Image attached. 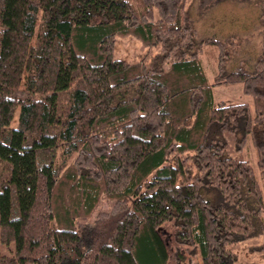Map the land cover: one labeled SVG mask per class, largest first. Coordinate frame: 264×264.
<instances>
[{
  "label": "trees",
  "instance_id": "obj_1",
  "mask_svg": "<svg viewBox=\"0 0 264 264\" xmlns=\"http://www.w3.org/2000/svg\"><path fill=\"white\" fill-rule=\"evenodd\" d=\"M225 1L259 10L249 70L225 71L244 35L200 34L187 0H0V264H167L166 221L196 264L254 238L264 255V0L197 11ZM124 35L157 52L114 58ZM233 84L253 114L214 101ZM225 133L251 142L258 178Z\"/></svg>",
  "mask_w": 264,
  "mask_h": 264
},
{
  "label": "rangeland",
  "instance_id": "obj_2",
  "mask_svg": "<svg viewBox=\"0 0 264 264\" xmlns=\"http://www.w3.org/2000/svg\"><path fill=\"white\" fill-rule=\"evenodd\" d=\"M187 10L191 17L195 28L202 35H213L216 38L225 37L229 35H244L242 40L238 43L237 52L227 62L225 71L233 70L236 65L242 64L246 69H251L255 56L261 54V46L257 35L258 15L259 10L247 4H240L235 1H225L220 5L209 8L207 11L199 14L197 11V0H187ZM246 35V36H245ZM237 44V43H236ZM157 52V48L152 46H144L136 38L124 35L117 36L113 56L116 59H123L126 61H136L143 59L148 60L152 55ZM209 63L204 57L202 64L204 70L211 80L215 71L213 70L215 61ZM213 99L216 102H224L227 104L232 103H245L248 104L251 113H254L252 98L246 96L242 92L241 84L221 85L213 87ZM229 142L228 154L235 159L246 160L253 167L255 174L258 178V168L256 164V155L251 142L248 140L242 148H237L233 142V136L225 133ZM112 201L102 200L95 208L89 218L83 223L91 224L94 217L100 212H107L112 207ZM174 227L172 222L166 221L160 226V232L163 233V239L166 244L168 259L167 264H196L199 263L198 255L190 256L189 247L177 245L173 238L172 233ZM261 240L251 239L249 241L235 243L230 245V249L236 254V262L233 264L242 263H259L264 261V255L257 248ZM13 249V244L10 246L0 245L1 254H9ZM176 250L179 251L183 259L177 260L175 256Z\"/></svg>",
  "mask_w": 264,
  "mask_h": 264
},
{
  "label": "bare ground",
  "instance_id": "obj_3",
  "mask_svg": "<svg viewBox=\"0 0 264 264\" xmlns=\"http://www.w3.org/2000/svg\"><path fill=\"white\" fill-rule=\"evenodd\" d=\"M152 56H153V55H152ZM152 56H151V57H152ZM151 57H150V58H151ZM150 58H149V59H150ZM149 59H148V60H149Z\"/></svg>",
  "mask_w": 264,
  "mask_h": 264
}]
</instances>
